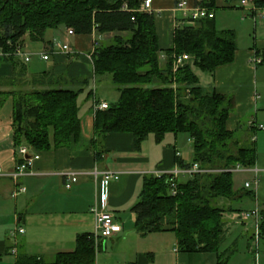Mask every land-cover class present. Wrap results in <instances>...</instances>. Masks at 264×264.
I'll use <instances>...</instances> for the list:
<instances>
[{
	"label": "trees",
	"instance_id": "trees-1",
	"mask_svg": "<svg viewBox=\"0 0 264 264\" xmlns=\"http://www.w3.org/2000/svg\"><path fill=\"white\" fill-rule=\"evenodd\" d=\"M144 0H0V56L10 63L13 73L0 77V108L12 99V142L39 151L67 145L80 135L77 97L79 90L61 86L62 78L50 72L30 74L26 64L15 56L22 37L44 41L46 30L60 25L75 34H95L91 53L95 81L108 79L118 93L108 107L94 114L92 148L97 160L107 133H130L135 147L153 135L161 142L167 133L186 134L192 141V161L203 172L177 179L172 195L169 175H144L131 211L134 229L140 236L151 232L173 231L181 251L217 252L223 241L226 223L220 200L236 196L232 173L218 171L239 163L254 166L253 140L226 128L235 106L234 96L218 93L199 84L193 68L213 72L231 63L236 51V36L230 29H219L214 16L185 22L174 28L173 44L159 60L158 36L154 16L140 10ZM218 1L237 7L235 0H195V5L215 9ZM264 7V0H256ZM190 21V19H186ZM112 34L109 41L97 39ZM187 53L191 59L173 70V56ZM261 63H264V51ZM25 62V61H24ZM92 79V78H91ZM89 94H92L91 89ZM260 234L264 233V208H260ZM91 234L76 237L75 249L59 252L50 261L20 253L16 264H96ZM232 249L218 255L225 264Z\"/></svg>",
	"mask_w": 264,
	"mask_h": 264
},
{
	"label": "crops",
	"instance_id": "crops-1",
	"mask_svg": "<svg viewBox=\"0 0 264 264\" xmlns=\"http://www.w3.org/2000/svg\"><path fill=\"white\" fill-rule=\"evenodd\" d=\"M193 6L195 0H151L149 9L154 16L161 65L166 58L165 50L173 44L174 28L187 23L185 8ZM213 12L216 19L215 9ZM219 21L220 28L227 27L225 16L221 15ZM111 36L102 34L97 39L109 41ZM54 41L68 43L75 54L71 56L56 49ZM21 43L30 54V60L20 61L26 64L30 74L50 72L62 78L61 86L79 90L81 130L77 139H71L65 146L37 151L39 158L33 161L29 172L17 180L25 191L16 197L11 195L15 182L8 176H0V264H16L20 253L50 261L59 252L74 250L79 234L92 235L94 218L90 207L95 198V184L90 173L95 168L114 173L108 185L107 206L118 229L111 237L99 240L95 250L98 252L96 264H218V255L230 249L225 264H264V233L260 234L255 251L251 248V228L245 230V224L234 218L239 211L255 206L264 208V130L259 128L264 125V63L250 62L253 55L262 57L264 48L259 51L237 46L234 60L216 67L213 72L193 68L200 85L234 96L235 106L228 115L226 128L251 140L254 137L257 152L254 166L259 169L258 187H245V182L251 183L255 178L253 171H237L238 178L232 174L236 196L228 201L220 200L226 228L217 253L181 251L175 233L170 230L146 236L136 233L131 207L137 199L143 176L179 168L175 156L184 163H191L192 141L188 136L167 133L161 142H156L153 135H149L136 148L132 134L110 132L103 140L104 155L96 159L92 148L93 100L89 94L91 85L88 86L92 78L88 55L96 44L95 34L69 35L66 27L60 25L46 30L44 41H32L29 33H25ZM40 53H47L48 59L42 60ZM44 61L49 63L38 71L37 64ZM12 73V65L0 57V77H9ZM105 81L109 84L108 79ZM98 83L99 80L96 97L104 100L97 92L107 84L99 86ZM11 120L12 112L0 111V168L5 172L13 171L18 165ZM69 171L80 174L67 188L66 172ZM187 178V175H180L178 179ZM18 228L24 231L19 232Z\"/></svg>",
	"mask_w": 264,
	"mask_h": 264
},
{
	"label": "built area",
	"instance_id": "built-area-1",
	"mask_svg": "<svg viewBox=\"0 0 264 264\" xmlns=\"http://www.w3.org/2000/svg\"><path fill=\"white\" fill-rule=\"evenodd\" d=\"M201 1V0H199ZM150 2L151 0H144L143 3L140 6V10L142 11H150ZM236 4L237 7L244 8L246 11V14L244 17H250L253 19L255 22L257 21H264V7L258 6L256 4V0H238ZM184 10V9H183ZM188 13L187 19H190V21H187L186 24H190L193 21L200 19V18H205V17H213L214 12L212 9H209L205 6L201 5H195L192 8L186 9L185 12ZM185 16V15H184ZM67 34L69 35H74V31L71 28L67 29ZM54 47L64 53L71 54L73 56L75 51H73L67 43H61L59 41H54L53 42ZM96 45V44H95ZM95 46L93 47V49ZM93 50L91 51V53ZM91 53L88 55V59L90 60V63L92 64V59H91ZM15 56L18 57L19 59L27 62L30 60V54L21 46L18 45L15 49L14 52ZM3 55V51L0 49V56ZM40 58L42 60H47L48 59V54L47 53H40ZM191 59L190 55L187 53H183L180 55H174L173 56V70H176L177 67L181 66L184 62L189 61ZM261 57H258L257 55H253L250 58V62L253 64H259L261 63ZM92 91V110L93 114L96 113L98 110H103L108 107V103L104 100L97 99L96 97V81L95 78L93 77V64H92V79H91V87ZM262 130H264V125L259 126ZM252 140H254V137H252ZM19 154L23 157V161L18 164L13 171L10 172H5L1 170L0 168V176H8L15 182V189L11 192V195L13 197H16L19 193L25 191V187L21 186L17 183V180L20 176L26 175L29 171L28 168L31 167L33 161L37 158H39V154L36 150H33L29 148L26 145H21L18 149ZM241 170H251L255 173V178L253 181L250 182H245V187H250L252 186L254 189H256L259 185L260 179L257 176L259 169L256 168L255 166H250V167H244L240 165L239 163H236L233 166H230L225 169H219L218 171H228L231 173L241 171ZM205 171L204 169H201L198 165V163H192L189 167L187 168H174L168 172H154V175L160 176L164 173L168 174V182L170 183V189H171V194L175 195L177 192V179L179 178L180 175H187L191 176L194 173L197 172H203ZM80 173L76 171H69L66 172V176L68 179V182L65 184L67 188L71 186L72 182H75L77 180V177ZM93 176L94 184H95V198L92 203V206L90 207V212L93 214L94 218V230L91 235L95 249L99 245V240L101 238H109L115 233L118 232V229L116 228L113 220V214L109 211L107 202H108V185L110 181L114 178V173L109 170H97L96 168L90 173ZM234 218L236 219V222L245 224L244 225L245 230H248L249 227L252 230V236H251V248H254L256 251L257 244L260 238V222H261V214H260V208L255 206L254 208L250 210H244V211H239L234 214ZM19 232H23V228H18Z\"/></svg>",
	"mask_w": 264,
	"mask_h": 264
},
{
	"label": "rangeland",
	"instance_id": "rangeland-1",
	"mask_svg": "<svg viewBox=\"0 0 264 264\" xmlns=\"http://www.w3.org/2000/svg\"><path fill=\"white\" fill-rule=\"evenodd\" d=\"M237 2L238 0H235L233 4H238ZM215 14H216L215 24L217 28L232 30L235 33L237 46L240 49L257 48V50L261 51L264 48V21L255 22L250 17L243 18V15L246 14V11L244 10V8L225 7L223 6L222 1L217 2L216 8H215ZM221 15L223 17L225 16V22L227 24L226 28L219 27L218 22L222 21V20L219 21V17ZM61 43L63 44L65 42L61 41ZM68 46L70 47L69 44ZM48 63L49 62L44 61V62H41L40 64H37V67H38L37 70L38 71L42 70V67L45 68V66ZM29 65H31V63ZM100 81L98 83L99 86H102L106 83L104 79ZM108 83L109 84L106 83L107 85L100 87V89L98 90L99 93L97 92V94L100 98H105L108 103H112L117 99L118 93L115 90V88H113V85L110 80H108ZM90 85H91V80L88 86L90 87ZM79 100L81 101V99ZM80 110H81V107L79 108V111ZM0 111H2L5 114H8V112L9 113L12 112L11 96L6 98L3 106L0 108ZM80 115H81V112H80ZM179 135H181L184 138H186L187 136L184 133H181ZM235 173L237 172L232 173L233 177L238 178V176ZM222 200L226 201L225 199H222ZM97 254L98 252H96V256Z\"/></svg>",
	"mask_w": 264,
	"mask_h": 264
}]
</instances>
